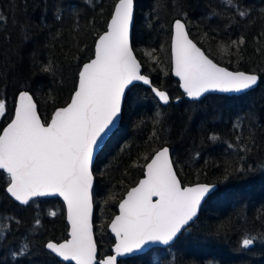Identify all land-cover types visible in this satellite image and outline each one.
Instances as JSON below:
<instances>
[{
  "label": "trees",
  "instance_id": "16d2710c",
  "mask_svg": "<svg viewBox=\"0 0 264 264\" xmlns=\"http://www.w3.org/2000/svg\"><path fill=\"white\" fill-rule=\"evenodd\" d=\"M117 2L0 0V98L7 105L0 132L21 91L34 96L43 122L70 101L78 72L94 57ZM135 7L133 49L143 73L171 101L162 106L142 84L127 92L120 127L94 166L98 259L112 254L115 238L108 225L119 202L143 177L153 154L168 146L184 186L209 183L218 189L173 245L119 264H264V0H135ZM177 19L215 62L258 74V87L239 96L187 99L171 72ZM241 39L243 45L225 53L223 46ZM49 63L52 71H43ZM241 167L252 170L225 178L226 170ZM7 186L0 171V264H67L45 247L68 238L62 200L36 199L24 207L8 196ZM245 237H254V244L245 248Z\"/></svg>",
  "mask_w": 264,
  "mask_h": 264
},
{
  "label": "snow or ice",
  "instance_id": "6c2138e0",
  "mask_svg": "<svg viewBox=\"0 0 264 264\" xmlns=\"http://www.w3.org/2000/svg\"><path fill=\"white\" fill-rule=\"evenodd\" d=\"M134 7L135 0H118L107 30L95 44L94 58L78 72L70 102L56 110L50 122H42L34 96L29 91H21L13 118L0 132V170L8 178L6 192L22 205L53 196L62 197L66 203L70 238L45 245L50 254L66 262L117 264L118 257L140 252L147 246L170 245L195 221L202 203L215 195V184L182 186L169 147H162L147 163L145 178L127 192L119 203V214L110 222L117 240L115 255L97 259L92 219L94 154L116 127L126 93L135 82L150 86L160 101L169 103L167 92L152 86L133 54ZM246 14V11L239 12L240 16ZM243 44L241 39L223 48L227 53ZM172 51L174 74L183 82L184 93L192 100H200L211 92L242 93L258 84L256 74L232 72L214 63L189 39L182 19L174 22ZM42 70L52 71L51 63ZM6 115V101L0 98V118ZM255 118L253 115L252 119ZM217 139L214 135L211 137L213 141ZM243 147L252 151L247 144ZM251 170L232 168L226 170L225 178ZM254 240V237H245L242 244L248 248ZM17 254H23V249L13 255Z\"/></svg>",
  "mask_w": 264,
  "mask_h": 264
},
{
  "label": "water",
  "instance_id": "95a60500",
  "mask_svg": "<svg viewBox=\"0 0 264 264\" xmlns=\"http://www.w3.org/2000/svg\"><path fill=\"white\" fill-rule=\"evenodd\" d=\"M118 3V2H117ZM116 3V4H117ZM116 6V5H115ZM115 8V7H114ZM113 12H114V10H113ZM135 13H136V7H134V23H135ZM113 14V13H112ZM110 20H111V18H110ZM110 20H109V22H108V24L110 23ZM175 22V21H174ZM108 27V26H107ZM107 30V29H106ZM105 30V31H106ZM187 30H188V28H187ZM104 31V32H105ZM103 32V33H104ZM189 32V31H188ZM102 33V34H103ZM101 34V35H102ZM189 39H191L194 43H196L192 38H191V36H190V34H189ZM97 40H98V38H97ZM97 40H96V42H97ZM173 44H174V23H173V26H172V37H171V72H172V75H173V77L174 78H176L178 81H179V83H180V88H181V90H182V92L184 93V90H183V88H182V81L180 80V78L179 77H176L175 76V74H174V60H173V51H172V49H173ZM197 44V43H196ZM132 46H133V44H132ZM197 47H200L198 44H197ZM201 48V47H200ZM201 50L202 51H204L202 48H201ZM133 54L136 56V58H137V60L140 62V60H139V58L137 57V55H136V53H135V51H134V49H133ZM205 54L207 55V53L205 52ZM94 58V57H93ZM92 58V59H93ZM210 59H212L211 57H209ZM90 61V60H89ZM89 61H87V62H89ZM86 62V63H87ZM213 62L214 63H217V62H215L214 60H213ZM141 63V62H140ZM218 64V63H217ZM220 67H225V66H222V65H220V64H218ZM82 68V67H81ZM225 68H227V67H225ZM229 71H232V72H237V71H240V72H244V73H246V74H256V73H252V72H246V71H242V70H231V69H229V68H227ZM141 73L142 74H144L143 73V66H142V64H141ZM145 75V74H144ZM256 75H258V74H256ZM149 77V76H148ZM258 77H259V81H258V84L256 85V86H254L252 89H250V90H247V91H245V92H242V93H220V92H211V93H209V94H206L204 97H201L200 98V100H202L203 98H205V97H207V96H209V95H212V94H214V95H224V96H239V95H242V94H245V93H248V92H250V91H252V90H254V89H256L257 87H258V85H259V82H260V76L258 75ZM149 79L151 80V78L149 77ZM152 81V80H151ZM137 84H142V85H144L142 82H135V84L134 85H137ZM145 87H147V88H149V89H151V87L150 86H148V85H144ZM152 86H154L153 84H152ZM155 87V86H154ZM155 88H157V87H155ZM157 89H159V88H157ZM160 90V89H159ZM152 91V90H151ZM162 91H164V90H162ZM153 92V91H152ZM166 92V91H165ZM20 93V92H19ZM19 93H18V95H19ZM30 94V93H29ZM154 94V93H153ZM167 94H168V92H167ZM185 94V93H184ZM18 95H17V98H16V104H15V107L18 105ZM31 95V94H30ZM73 95V94H72ZM126 95H127V93H126ZM155 95V94H154ZM168 96H169V94H168ZM155 97H156V99L160 102V104L162 105V106H166V105H168L169 103H170V101H171V99H170V96H169V103L168 104H164L162 101H160L159 99H158V97L155 95ZM185 97L187 98V99H189V100H191V101H199V100H192L191 98H189V97H187L186 96V94H185ZM35 100V99H34ZM36 102V101H35ZM70 102V101H69ZM37 103V102H36ZM66 106V105H65ZM62 107H64V106H62ZM59 108H61V107H59ZM59 108H57L56 110H58ZM55 110V111H56ZM55 111L53 112V114H52V116H51V118H50V120L52 119V117L54 116V113H55ZM37 112H38V115H40V113H39V108H38V104H37ZM122 114H123V111H122V113H121V116H120V119L118 120V122H117V124H116V127L115 128H113V130H112V132L111 133H109L108 134V136H106L105 138H104V142H103V144H101V146H100V148L95 152V154H94V159H93V165H92V172H93V188H92V195H93V191H94V187H95V182H96V179H95V175H94V166H95V163H96V160H97V158H98V155L100 154V152L103 150V148L105 147V145H106V143L109 141V139L113 136V134L118 130V128L120 127V124H121V120H122ZM41 117V116H40ZM13 118V117H12ZM41 120H42V118H41ZM50 120H49V122H50ZM42 122H43V120H42ZM7 126V124L4 126V127H6ZM2 132V131H1ZM164 147H168V146H164ZM161 149V148H160ZM159 149V150H160ZM170 149V148H169ZM155 154V153H154ZM154 154H153V156L151 157V159L154 157ZM170 156H171V159L173 160V158H172V154H171V150H170ZM151 159L148 161V163H150L151 162ZM147 165V164H146ZM146 165H145V168H144V175H143V177L140 179V180H142V179H144L145 178V172H146ZM173 166H174V170L177 172V170H176V168H175V165H174V162H173ZM0 171H2V170H0ZM177 176H178V173H177ZM178 178H179V176H178ZM180 179V178H179ZM139 180V181H140ZM138 181V182H139ZM138 182H137V184L136 185H134L133 187H136L137 185H138ZM182 183V182H181ZM197 184H202V183H197ZM197 184H193V185H186L185 187H194V186H196ZM203 184H209V183H203ZM216 185V189H215V191L218 189V185L217 184H215ZM182 186H184L183 184H182ZM133 187H131V188H133ZM131 188L129 189V190H131ZM128 190V191H129ZM127 191V192H128ZM127 192H126V194H127ZM8 194V193H7ZM126 194L124 195V197L122 198V200L124 199V198H126ZM8 196L14 201V202H16L18 205H21V206H24V207H27L28 205H22V204H20L19 202H17V201H15V199L14 198H12L11 196H10V194H8ZM50 198H59V199H61L62 200V202L64 203V206H65V216H66V221H67V224H68V228H69V230H68V238L67 239H69L70 238V221H68V219H67V208H66V203L63 201V198L62 197H45V198H36V199H50ZM35 199V200H36ZM154 199H156V198H154ZM121 200V201H122ZM208 199H206V201H207ZM120 201V202H121ZM119 202V203H120ZM205 204V202L204 203H202V206H201V209H200V211H199V213H198V216H197V218L195 219V221L199 218V215H200V213H201V210H202V207H203V205ZM94 213H95V205H94V197H93V217H92V219H93V226H94ZM119 214V204H118V206H117V213L113 216V218L116 216V215H118ZM112 218V219H113ZM194 221V222H195ZM111 222V221H110ZM194 222H190V224H189V226H187L186 227V229L188 228V227H190ZM186 229H184V230H182V233L186 230ZM108 230H109V232L112 234V236L115 238V234L114 233H112L111 232V229H110V223H109V225H108ZM93 231H94V239L96 240V236H95V228L93 227ZM66 239V240H67ZM65 240H63V241H61V242H64ZM49 242H54V243H60V242H55V241H49ZM117 242V240H116V238H115V243ZM176 241H174L172 244H170V245H162V244H154V245H150V246H147L145 249H143V250H141L140 252H135V253H131V254H127V255H124V256H120V257H118L117 258V264H119V262L121 261V260H125V259H129V258H133V257H137V256H141V255H144V254H146L147 252H149V251H152V250H154V249H157V248H167V247H169V246H171V245H173L174 243H175ZM115 243H114V245L112 246V254H110V255H115ZM97 248H98V246H97ZM48 250V249H47ZM48 251H50V250H48ZM98 255H99V250H98V254H97V259H98ZM56 256V255H55ZM107 256H109V255H107ZM107 256H105L104 258H106ZM59 260H61L62 262H64V263H67V264H75V262H66V261H63V259L62 258H60V257H58V256H56ZM99 260V259H98Z\"/></svg>",
  "mask_w": 264,
  "mask_h": 264
}]
</instances>
